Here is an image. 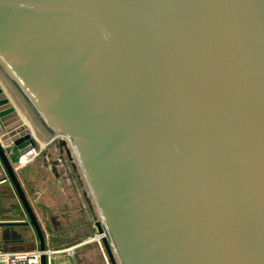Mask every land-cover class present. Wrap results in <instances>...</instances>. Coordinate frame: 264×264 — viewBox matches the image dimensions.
I'll return each mask as SVG.
<instances>
[{
    "label": "water",
    "instance_id": "water-1",
    "mask_svg": "<svg viewBox=\"0 0 264 264\" xmlns=\"http://www.w3.org/2000/svg\"><path fill=\"white\" fill-rule=\"evenodd\" d=\"M57 138L111 264H264V0H0V162L40 250L5 147Z\"/></svg>",
    "mask_w": 264,
    "mask_h": 264
},
{
    "label": "crops",
    "instance_id": "crops-1",
    "mask_svg": "<svg viewBox=\"0 0 264 264\" xmlns=\"http://www.w3.org/2000/svg\"><path fill=\"white\" fill-rule=\"evenodd\" d=\"M68 150L67 145H53L52 149L43 153L41 151L27 164L19 168H15L16 163L12 166L40 229H43L46 237L73 232L76 235L74 239L78 238L74 240L75 242L88 237L91 231L89 226L93 228L97 221L94 218L96 210L88 187L76 160L74 157L71 158ZM19 171L23 174H18ZM25 221V211L0 162L1 251L39 249V240L33 228L21 224ZM82 231H86V234ZM95 249L93 247L82 250L77 263L102 264ZM64 262L69 264L66 257Z\"/></svg>",
    "mask_w": 264,
    "mask_h": 264
},
{
    "label": "built area",
    "instance_id": "built-area-1",
    "mask_svg": "<svg viewBox=\"0 0 264 264\" xmlns=\"http://www.w3.org/2000/svg\"><path fill=\"white\" fill-rule=\"evenodd\" d=\"M39 151L40 148L37 149L35 146L34 148H30L24 153L18 154L15 168H19L32 161L38 155ZM97 220V222H99L101 225L102 232H97L96 226L94 225L87 238L75 243H69L60 249L44 248V250L34 249L30 251L0 250V264H41L42 256H45L46 264H53V256L55 255H64L69 264H78L75 256V251L76 249L87 243H95L97 245L103 259L102 264H111L102 244V239H108V235L104 228V225L101 222L100 217Z\"/></svg>",
    "mask_w": 264,
    "mask_h": 264
},
{
    "label": "rangeland",
    "instance_id": "rangeland-1",
    "mask_svg": "<svg viewBox=\"0 0 264 264\" xmlns=\"http://www.w3.org/2000/svg\"><path fill=\"white\" fill-rule=\"evenodd\" d=\"M59 139H62V138H57V139L53 140L52 143H50V144H48L46 146H42L40 144V142L36 141V148L37 149L41 148V150L38 152V155H39V153L41 151L43 153L45 150L52 149L53 145H56L57 144V141H59ZM66 145L69 147V145L67 144V142H66ZM68 151H70L69 154H70L71 158H73L74 155L71 152L70 148H69ZM5 153H6V156H7L8 160L10 161V163L12 165L15 164L16 161H17V156L19 154L18 151L15 150L12 146H8V147H5ZM74 159L76 160L75 157H74ZM76 163H77V161H76ZM79 170H80V168H79ZM17 173L18 174H20V173L23 174V172H21V171H19ZM81 175H82V173H81ZM95 210H96V208H95ZM94 218H95L96 221H98L97 219H99V216H98L97 212L94 214ZM89 227H90L91 230L93 229V228H91V226H89ZM41 230L43 231V229H41ZM82 232H84L86 234V231H82ZM42 234L44 236L45 241H47V242H45V248L60 249V248H62L64 246H66L67 244H69L68 242H70V243L78 242V241H75L74 242V240H77L78 238L77 239H74L76 235L73 232H69V233L68 232H63V234H61V235L60 234H53L52 237H50V238L49 237L48 238L46 237L44 231L42 232ZM86 236H88V235H86ZM85 238H87V237H85ZM68 240H71V241H68ZM93 247L96 248L95 251H96V253H98V256L100 258V261L103 262V259H102V256L100 254V251H99V249H98V247H97V245L95 243H90L88 246H86V247H84L82 249H76L75 256H76L77 262H79V257L78 256H79L80 252H82V250L85 251L86 249L93 248ZM64 257H65L64 255H55V256H53V258H54L53 264H64L65 263L64 262Z\"/></svg>",
    "mask_w": 264,
    "mask_h": 264
},
{
    "label": "bare ground",
    "instance_id": "bare-ground-1",
    "mask_svg": "<svg viewBox=\"0 0 264 264\" xmlns=\"http://www.w3.org/2000/svg\"><path fill=\"white\" fill-rule=\"evenodd\" d=\"M21 116H22V115H21ZM22 118H23V117H22ZM40 144H41V145H44V144H45V142H41Z\"/></svg>",
    "mask_w": 264,
    "mask_h": 264
},
{
    "label": "flooded vegetation",
    "instance_id": "flooded-vegetation-1",
    "mask_svg": "<svg viewBox=\"0 0 264 264\" xmlns=\"http://www.w3.org/2000/svg\"><path fill=\"white\" fill-rule=\"evenodd\" d=\"M43 235V234H42ZM43 238H44V236H43ZM44 243H45V239H44Z\"/></svg>",
    "mask_w": 264,
    "mask_h": 264
}]
</instances>
